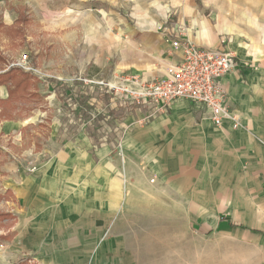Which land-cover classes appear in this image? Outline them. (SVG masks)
<instances>
[{
    "label": "rangeland",
    "instance_id": "374dc122",
    "mask_svg": "<svg viewBox=\"0 0 264 264\" xmlns=\"http://www.w3.org/2000/svg\"><path fill=\"white\" fill-rule=\"evenodd\" d=\"M159 3L166 5L0 0V74L13 76L5 84L8 98L0 100V157L14 169L0 171V264H264V218L233 209V225L207 203L196 219L177 198L167 197L165 204L155 194L149 199L152 181L140 178L128 161L124 134L164 113L130 95L134 87L127 79L162 76L167 63L150 61L159 56L165 28L188 39L195 34L174 13L159 16ZM199 13L211 25L227 22L211 9ZM222 34L228 45L229 33ZM240 35L246 45L260 36ZM224 41L209 48L231 52ZM236 61L239 72L246 62ZM86 168L92 175L89 225L83 200L60 204L52 216L42 213L51 211L45 208L37 217V208L19 202V190L5 192V180L18 186L47 169L68 174L78 197ZM122 179L132 199L121 207L114 193ZM248 193L250 199L259 195Z\"/></svg>",
    "mask_w": 264,
    "mask_h": 264
},
{
    "label": "crops",
    "instance_id": "0c3cea01",
    "mask_svg": "<svg viewBox=\"0 0 264 264\" xmlns=\"http://www.w3.org/2000/svg\"><path fill=\"white\" fill-rule=\"evenodd\" d=\"M157 1L166 2L164 7L159 3V16L174 13L180 24H191L195 34L189 36V40L197 46L216 47L225 40L220 38L225 35L222 33H229L226 34L230 37L228 45L224 41L227 49L248 63L221 81L230 109L240 119L241 126L233 129L229 122H224L221 128H215L206 111L193 108L186 102H176L145 126L140 125V128L124 134L122 143L127 158H130L128 161L140 178L152 181L147 190L149 199L155 194L156 201L160 196L165 204L167 197L170 200L177 198L180 207H188L196 219L200 218L207 203L211 204L209 210L223 213L219 219L228 216L230 223L233 209L242 211L241 214L248 210L255 217L264 218V0ZM204 9H211L212 16L227 17L226 25H211L199 13L204 14ZM241 32L245 35L259 33L260 36L246 45L241 40ZM161 36L159 56L148 61L154 65L157 58L168 67L176 59V54L164 42L162 33ZM146 41L150 46L149 38ZM7 86H0V100L8 98ZM18 122L17 126L23 125L20 120ZM12 170L13 165L0 157V171L12 174ZM90 172V168L83 171L85 187L78 192V197L70 186L68 174L58 175L47 169L32 181L20 180L18 186L14 180H5V192L19 190V193L15 191L19 202L37 208V217L55 215L57 211L53 209L57 210L60 204L69 206V201L73 204L74 198L83 200L89 217L84 223L87 221L89 225L92 222ZM123 179L126 180V175ZM123 179L116 184L114 193L116 206L121 207L127 198L132 199L131 194L123 189ZM112 189L110 187V192ZM250 189L259 195H252L250 199ZM45 208L51 211L42 214L41 210ZM54 219L53 216L49 222L54 223Z\"/></svg>",
    "mask_w": 264,
    "mask_h": 264
},
{
    "label": "built area",
    "instance_id": "2783aa9c",
    "mask_svg": "<svg viewBox=\"0 0 264 264\" xmlns=\"http://www.w3.org/2000/svg\"><path fill=\"white\" fill-rule=\"evenodd\" d=\"M163 36L176 59L165 68L161 77L150 81L128 78L134 87L130 95L149 104L157 113H164L176 102H186L193 108L206 111L215 128H221L224 122H229L233 129L239 128L240 119L230 111L221 86L224 76L237 67L234 54L221 47L197 46L167 28Z\"/></svg>",
    "mask_w": 264,
    "mask_h": 264
},
{
    "label": "trees",
    "instance_id": "16d2710c",
    "mask_svg": "<svg viewBox=\"0 0 264 264\" xmlns=\"http://www.w3.org/2000/svg\"><path fill=\"white\" fill-rule=\"evenodd\" d=\"M12 78H13V76H10L9 73L0 74V85H5L6 83L11 82ZM24 82L25 81H22L21 84H23ZM25 83L28 84L27 82H25ZM16 88H19V87L16 85Z\"/></svg>",
    "mask_w": 264,
    "mask_h": 264
}]
</instances>
